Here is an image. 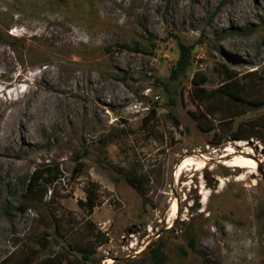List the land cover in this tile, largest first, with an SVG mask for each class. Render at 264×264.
I'll return each mask as SVG.
<instances>
[{"label": "rangeland", "instance_id": "obj_1", "mask_svg": "<svg viewBox=\"0 0 264 264\" xmlns=\"http://www.w3.org/2000/svg\"><path fill=\"white\" fill-rule=\"evenodd\" d=\"M179 41L193 65L171 82ZM223 66L264 102V0H0V264H152L158 241L166 264H264V135L231 134L264 107L216 96L211 118L193 97ZM45 167L58 179L21 213Z\"/></svg>", "mask_w": 264, "mask_h": 264}, {"label": "trees", "instance_id": "obj_2", "mask_svg": "<svg viewBox=\"0 0 264 264\" xmlns=\"http://www.w3.org/2000/svg\"><path fill=\"white\" fill-rule=\"evenodd\" d=\"M179 46V55L176 61L175 66L171 69V73L169 76V80L171 82H178L182 78H184L191 66L193 65V47L184 44L183 42H178ZM224 71L226 73V76L230 82H227L217 88L214 91H207L205 88V84L208 81L206 76L202 74H196L194 78L192 79V85H193V97L195 100L199 102L201 106H203V112L201 115H204V117H211L213 118L214 115H216L217 107L210 102L211 99L214 97H226L227 99L231 100L233 103L236 104H246L249 107H255V108H261L264 107V102L261 101H255V100H247L243 97V86L240 84L239 80L237 78V74L233 71L228 70L227 67L223 66ZM167 88V85H165ZM168 89V88H167ZM206 103V104H205ZM235 109L236 106L234 107ZM216 109V110H215ZM232 112L224 115L225 117L222 120H218L219 124H222L226 121H231L234 119L238 114ZM156 114V111L153 109L151 110V115L154 116ZM232 114V115H231ZM194 118L199 122L201 127L203 129H207L209 127H204V125L201 122L200 117L194 116ZM213 128H209L208 131H211ZM253 131V133H252ZM263 132L264 135V125L257 122L256 124H240L236 131L232 132V136L234 137L235 141H248L252 138L258 137L257 133ZM53 169L50 167H45L42 169L37 170L31 177L27 184L26 192L24 194V205L19 208L21 213H25L29 206L37 200L43 201L44 197L48 194V191H50L52 185L56 182L58 177L53 174ZM126 181L134 187L143 197H144V191L136 183V181L128 176L125 175ZM146 199V198H145ZM80 206H84L88 209L89 213H92L93 209L96 206V199L95 195L90 191L87 196L86 202H79ZM188 244L191 247V249L195 252L200 254V252L197 249L196 240L193 236H190L188 239ZM164 244L161 241L155 242L151 247L149 246L147 250L149 251L150 258L152 260V264H166L167 257L164 253ZM83 253V259L85 261H90L91 256L88 254V251H84Z\"/></svg>", "mask_w": 264, "mask_h": 264}, {"label": "bare ground", "instance_id": "obj_3", "mask_svg": "<svg viewBox=\"0 0 264 264\" xmlns=\"http://www.w3.org/2000/svg\"><path fill=\"white\" fill-rule=\"evenodd\" d=\"M242 5H243V4H242ZM242 8H243V10L247 9V8H248V7H247V4H244V5L242 6ZM15 116H16V115H15ZM15 118L18 119V117H15ZM13 124H14V116H11V117H10V120H9V125H8V128H10V130L12 129ZM244 153L247 154L246 151H244ZM248 154H250V153H248ZM191 164H194V163H191V161H187V163H185V165L183 166V169L187 168V167L190 166ZM233 164H235V165H239V167L242 166V168H243V167H249V165H251V162H250V160H248V159H238V160H236ZM254 165H255V164H254ZM250 167H251V166H250ZM252 168H254V167H252ZM239 169H240V168H239ZM253 174H254V173H253Z\"/></svg>", "mask_w": 264, "mask_h": 264}]
</instances>
